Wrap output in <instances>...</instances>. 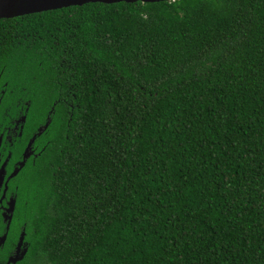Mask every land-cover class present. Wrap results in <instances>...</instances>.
<instances>
[{
	"label": "trees",
	"instance_id": "trees-1",
	"mask_svg": "<svg viewBox=\"0 0 264 264\" xmlns=\"http://www.w3.org/2000/svg\"><path fill=\"white\" fill-rule=\"evenodd\" d=\"M1 82L52 113L0 264H264V0L0 19Z\"/></svg>",
	"mask_w": 264,
	"mask_h": 264
},
{
	"label": "flooded vegetation",
	"instance_id": "flooded-vegetation-1",
	"mask_svg": "<svg viewBox=\"0 0 264 264\" xmlns=\"http://www.w3.org/2000/svg\"><path fill=\"white\" fill-rule=\"evenodd\" d=\"M51 113L48 110L43 116L36 115L26 94L6 91V82L0 83V238L4 236L0 249L12 226L13 214L20 210L25 203L23 197L29 194L24 187L29 175L48 146ZM20 236V251H27L24 227L20 224L4 264L13 255Z\"/></svg>",
	"mask_w": 264,
	"mask_h": 264
},
{
	"label": "water",
	"instance_id": "water-1",
	"mask_svg": "<svg viewBox=\"0 0 264 264\" xmlns=\"http://www.w3.org/2000/svg\"><path fill=\"white\" fill-rule=\"evenodd\" d=\"M172 0H0V19H10L27 14L41 13L45 11L57 10L71 6H81L88 3L116 4V3H156ZM4 236L0 238V244ZM22 236L16 244L13 255L9 256L5 264H14L20 261L26 249L20 251Z\"/></svg>",
	"mask_w": 264,
	"mask_h": 264
}]
</instances>
